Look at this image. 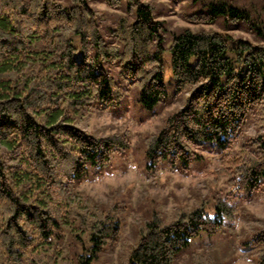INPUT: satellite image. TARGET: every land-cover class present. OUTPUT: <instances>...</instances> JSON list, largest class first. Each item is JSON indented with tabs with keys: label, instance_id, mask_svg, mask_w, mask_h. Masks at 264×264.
<instances>
[{
	"label": "trees",
	"instance_id": "16d2710c",
	"mask_svg": "<svg viewBox=\"0 0 264 264\" xmlns=\"http://www.w3.org/2000/svg\"><path fill=\"white\" fill-rule=\"evenodd\" d=\"M107 1L115 8L121 4ZM226 11L234 19L243 16L223 6L188 18L212 23ZM104 17L91 0H0V264H92L123 236L124 209L79 212L70 200L81 196L97 205L79 186L103 176L113 159L132 149L131 133L101 136L74 120L122 106L129 86L136 87L141 107L164 106L167 29L142 0L130 3L116 26L106 27L111 39L103 35ZM171 34L176 95L193 90L145 137L143 167L151 175L166 167L189 169L203 158L200 151L210 150L219 154L215 175L226 178L230 191L215 197L213 214L205 200L191 210L178 208L172 219L153 209L137 225L119 264H174L194 238L223 232L227 218L236 221L240 201L264 190V42L188 28ZM109 64L119 65L122 80ZM251 123L255 134L247 135ZM68 213L80 230L69 233L72 263L59 258ZM242 246L264 264V226ZM189 264L214 261L193 251Z\"/></svg>",
	"mask_w": 264,
	"mask_h": 264
},
{
	"label": "rangeland",
	"instance_id": "374dc122",
	"mask_svg": "<svg viewBox=\"0 0 264 264\" xmlns=\"http://www.w3.org/2000/svg\"><path fill=\"white\" fill-rule=\"evenodd\" d=\"M148 2L160 20H164L167 31L165 50L162 51L163 79L166 86L164 106L153 111L141 107L137 101V89L130 90L122 106L106 111L92 110L77 116L74 124L84 130L107 136L113 133L129 131L132 136V149L125 155L113 159L111 169L103 176L89 179L79 186V191L90 196L91 201L76 196L70 200V207L76 205L79 212L111 206L124 209L127 223L123 236L115 245L103 250L99 259L92 264H119L120 256L136 239L137 225L150 211L158 209L172 219L175 211L182 207L191 210L200 206L204 200L209 201L208 210L214 213L215 197L223 196L230 191L226 178L217 177L215 172L220 167L219 154L210 150L200 151L203 158L189 169L171 170L168 167L159 169L154 175L148 174L144 165L145 137L156 133L163 124L164 118L172 111L182 107L192 92L176 95V79L172 70V56L169 46L173 36L183 29L193 31H222L234 38H243L254 43L264 42V0H142ZM134 0H121L115 8L107 0H91V5L105 13L103 35L107 39V28L117 25L120 16L126 14V7ZM236 7L243 12L240 19H234L230 11L217 14L212 23H194L189 21L193 14H210L215 7ZM107 27V28H106ZM114 43V40H110ZM78 47L77 56L81 54L80 37L74 40ZM114 44H117L116 42ZM117 65V64H116ZM106 66H108L106 64ZM109 70L118 80H122L119 65L109 64ZM128 83L127 81L122 82ZM152 113H156L155 116ZM247 135L255 134L253 123L246 130ZM0 146H3L2 144ZM242 148V140L236 150ZM244 195V194H243ZM234 198H231L233 201ZM235 220V219H234ZM67 237L60 253V262H73L74 240L70 231L79 232L78 221L68 213ZM233 220L226 219L223 232L216 234L202 233L194 238L188 248L182 251L174 264H189L191 252L200 251L210 255L214 264H256L250 251H245L242 242L264 226V190L256 193L250 200H242L238 206V214L234 230L230 228Z\"/></svg>",
	"mask_w": 264,
	"mask_h": 264
}]
</instances>
